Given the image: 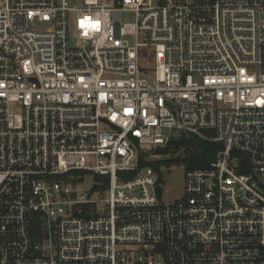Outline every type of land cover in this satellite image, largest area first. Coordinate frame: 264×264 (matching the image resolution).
I'll use <instances>...</instances> for the list:
<instances>
[{
  "label": "built area",
  "instance_id": "obj_1",
  "mask_svg": "<svg viewBox=\"0 0 264 264\" xmlns=\"http://www.w3.org/2000/svg\"><path fill=\"white\" fill-rule=\"evenodd\" d=\"M0 264H264V0H0Z\"/></svg>",
  "mask_w": 264,
  "mask_h": 264
},
{
  "label": "trees",
  "instance_id": "obj_2",
  "mask_svg": "<svg viewBox=\"0 0 264 264\" xmlns=\"http://www.w3.org/2000/svg\"><path fill=\"white\" fill-rule=\"evenodd\" d=\"M181 149L183 151L176 160L169 159L166 161H149L147 156L156 153L154 151L143 152L140 156V167H153L160 174V183H163L162 166H171L174 162H178L185 167L186 171L206 168L216 160L217 154L224 149V144L202 139L195 134H189L183 144H174L172 147V151L176 153Z\"/></svg>",
  "mask_w": 264,
  "mask_h": 264
},
{
  "label": "rangeland",
  "instance_id": "obj_3",
  "mask_svg": "<svg viewBox=\"0 0 264 264\" xmlns=\"http://www.w3.org/2000/svg\"><path fill=\"white\" fill-rule=\"evenodd\" d=\"M121 20L123 22H134L135 21V15L134 13H125L122 14L121 16ZM70 34H71V43L74 44L75 42V36H74V29L71 28L70 30ZM132 42L133 40L130 39ZM211 133L210 132H203L202 135H198V137L205 139V140H209V135ZM175 136H179V133H176ZM146 149H148L147 152H150L152 150V147H146ZM154 150V149H153ZM182 149L179 150L177 153L172 151V149L169 152H164L162 154H149L147 156L149 161H155V160H176L180 154L182 153ZM162 171V175H163V197H162V201L165 204H171L174 203L175 201H177L180 197L183 196L184 194V181H185V167L178 163V162H174L171 166H167L164 165L161 168ZM89 185H85V186H80V189H86L88 188Z\"/></svg>",
  "mask_w": 264,
  "mask_h": 264
},
{
  "label": "water",
  "instance_id": "obj_4",
  "mask_svg": "<svg viewBox=\"0 0 264 264\" xmlns=\"http://www.w3.org/2000/svg\"><path fill=\"white\" fill-rule=\"evenodd\" d=\"M187 138H188L187 133L183 132L179 138L170 139L166 143L165 146H157L154 151L156 154H159V155L164 153V152H169L172 149L174 144L181 145L186 141ZM156 191H157L158 197L161 199L163 196V186H161V185L158 186Z\"/></svg>",
  "mask_w": 264,
  "mask_h": 264
}]
</instances>
